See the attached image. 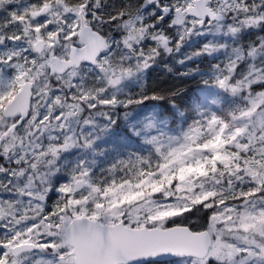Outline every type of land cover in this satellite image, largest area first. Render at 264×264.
<instances>
[{
    "label": "snow or ice",
    "instance_id": "6c2138e0",
    "mask_svg": "<svg viewBox=\"0 0 264 264\" xmlns=\"http://www.w3.org/2000/svg\"><path fill=\"white\" fill-rule=\"evenodd\" d=\"M0 264H264V0H0Z\"/></svg>",
    "mask_w": 264,
    "mask_h": 264
},
{
    "label": "trees",
    "instance_id": "16d2710c",
    "mask_svg": "<svg viewBox=\"0 0 264 264\" xmlns=\"http://www.w3.org/2000/svg\"><path fill=\"white\" fill-rule=\"evenodd\" d=\"M161 75H163V74H161ZM192 91H194V86L190 85V93L189 94H191Z\"/></svg>",
    "mask_w": 264,
    "mask_h": 264
},
{
    "label": "rangeland",
    "instance_id": "374dc122",
    "mask_svg": "<svg viewBox=\"0 0 264 264\" xmlns=\"http://www.w3.org/2000/svg\"><path fill=\"white\" fill-rule=\"evenodd\" d=\"M158 74H163V69L158 70Z\"/></svg>",
    "mask_w": 264,
    "mask_h": 264
}]
</instances>
